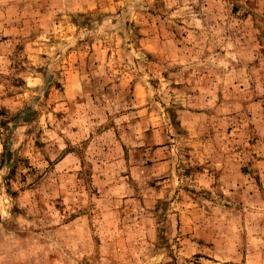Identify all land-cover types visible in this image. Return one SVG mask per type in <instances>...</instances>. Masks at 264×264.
Here are the masks:
<instances>
[{"label":"rangeland","instance_id":"374dc122","mask_svg":"<svg viewBox=\"0 0 264 264\" xmlns=\"http://www.w3.org/2000/svg\"><path fill=\"white\" fill-rule=\"evenodd\" d=\"M113 4L119 5L120 0H104L102 6L96 3L95 7L80 3V0H9L7 7H0V12L3 13L0 24L6 32L0 36V43L12 42L13 47L4 49L3 53L13 60L11 68L14 70L11 76L0 75V86L3 88V93L0 94V143L5 146L4 154L0 156V169L12 166L11 175L5 177L7 193L16 201L17 207L21 208L16 215H27L23 205L29 203L34 192L44 191V185L50 181L53 171L59 173L75 163L71 155L75 152L83 162V171L79 176L85 188L83 198L85 201L90 198L92 204L82 211L70 212L61 207L66 203L61 198L56 206L61 211L68 212L64 229L79 231L87 225L92 230L88 246L93 254L79 264H101L102 257L107 264H125V260L131 257V250L126 251L128 246L124 241L135 231L136 217H129L135 199H139L144 207L152 208L158 221L154 250H167L171 264H180V255L191 250L194 245H198L195 264H199L201 259L218 264L217 256L227 254L228 244L219 240L216 233L207 230L197 220L196 213L200 209L194 208V204L203 206L207 204L208 198L205 193L198 191L204 183V172L194 166L193 161L210 150L219 153L225 163L227 178L238 180L242 185L241 195L229 203L228 209L244 219L250 214L256 216L258 228L264 230V122L253 119L257 114L264 116V56H258L250 63L241 61L238 66H233V71L227 72L198 68L194 64L190 68L172 67L177 60L182 64L198 47L194 48L190 41L193 33L183 21L168 23V18L175 9L170 11L164 0H156L147 11L140 12L138 18L130 17L126 24L130 33L127 44L120 43V38L123 37V33H120L115 43L106 42L103 45V48L110 49L106 55L107 66L98 58L96 42L91 39L77 41L74 47H68L63 52L62 59H56L61 56L60 46L66 44L65 36L71 37L73 29L77 35L86 28L90 30L94 17L105 14ZM201 4L209 6L205 4V0H201ZM45 34L48 38L42 39ZM257 42L264 45V29L256 33L249 32L240 41L245 47H255ZM205 43L207 55L204 59L207 60L213 56V42L209 40ZM53 47L57 48L54 57L50 54ZM228 47L230 44L221 48L219 41L215 44L217 53L222 58L221 62L229 55L225 50ZM261 51L264 52V48ZM131 53L145 57L143 62L135 56L131 59V63L143 65L144 72L139 75L127 69ZM49 66H52L51 86L47 88L45 97L38 100V108H32L28 73L31 70L47 75ZM81 75H87L89 83L85 86L83 101L73 102L75 82ZM241 79L246 80L249 85L248 98L244 100H241L236 87ZM169 85H173L169 89L173 93L171 105L164 104L161 109L159 100L156 104L145 103L146 91L152 88L163 91ZM240 91H243L242 84ZM204 95L210 98L209 102H216L215 127L211 126V120L204 123L205 115H213L204 110L201 103ZM93 101H102L105 105L110 101H119L124 105L120 118L131 117L130 122L125 123L124 131L118 133L128 167L123 175L113 169L112 176L115 180L110 185L105 164L108 155L99 166L90 157L100 145L106 142L116 144V141L110 140L112 123L99 128L89 140L76 127L79 121L73 119L78 112H88ZM241 103L248 118V130L235 139L237 142L243 140L244 143V147L236 149L237 152L246 149L251 154L244 164L229 160L235 152L224 150L223 135L218 136L216 131L220 129L223 133L222 110L229 105L237 107ZM164 110L174 134L161 142V131L157 128V123ZM111 119L115 121V117ZM10 124L14 125V130L10 129ZM25 126L26 139L19 149L12 151L9 145L16 142L19 130ZM197 127L203 134L193 141L191 137L196 134L193 129ZM141 133L144 146L136 148L134 142ZM227 135L231 137V127L227 129ZM176 137L188 140L189 146L184 149L187 168H176L171 162L168 150L172 148V141ZM53 140L56 148L60 147L61 140L68 144L64 152H56L55 162V149L49 143ZM113 150L105 149V152L107 154ZM41 155L49 163V168L43 173L33 167ZM166 168L168 171L158 179L153 178L148 188L139 187L142 183L139 172L157 173ZM24 169L28 170L27 173ZM177 173L185 184L183 188L173 190L171 180ZM225 178L224 173L218 174V181ZM126 185L135 188L136 197L126 198L121 202L119 196ZM110 193L114 199L108 201L106 197ZM37 199L41 208L47 207L43 196ZM151 202H154V207ZM110 205L119 209L120 221L129 222L120 224V230L126 231L123 239L116 238L102 244V235L96 233H100L102 226L107 224ZM188 209L193 211L188 213ZM212 211L221 213L222 209L215 208ZM10 230L15 231L16 226L12 225ZM39 235L36 233L37 237ZM54 235L62 238L64 233L57 231ZM31 236L32 233H26L24 238ZM240 239L241 246L234 260L238 264H264V244L258 243L264 240V231L252 238L244 234ZM58 258L57 254H53L50 264H56Z\"/></svg>","mask_w":264,"mask_h":264},{"label":"clouds","instance_id":"9594fccd","mask_svg":"<svg viewBox=\"0 0 264 264\" xmlns=\"http://www.w3.org/2000/svg\"><path fill=\"white\" fill-rule=\"evenodd\" d=\"M156 0H120L119 5H110L105 14L94 17L93 25L90 30L87 28L85 31L76 34L73 29L71 37L65 36L66 44L61 45V56L56 59L63 58V52L68 47H74L76 42L83 39L95 40L99 59H102L107 66L106 55L110 49L103 48L107 43H115L120 33L123 37L120 38L121 44H127L130 37L129 31L126 29V24L130 17H139L140 12L147 11ZM9 0H0V7H7ZM80 3H88L90 7H95L96 3L101 6L104 0H80ZM166 7L175 12L169 16L168 23H175L183 21L193 33L190 41L193 43V55L184 60L181 64L177 60L172 67L190 68L193 64L198 68L208 69L213 71H233L234 65H239L241 61L250 63L255 61L258 56H264L261 45L256 43L255 47H245L240 43L241 39L245 38L249 32L256 33L264 29V0H205L204 6L201 0H164ZM3 13L0 12V19ZM3 25L0 24V36L5 35ZM48 35L42 39H47ZM213 42V56L209 59H204L207 55V45L205 41ZM223 48L225 45L230 44V47L225 50L229 53L227 59L221 62V56L217 53L215 48L216 42ZM11 41L0 43V75L11 76L14 70L11 68L13 60L9 59L3 50L12 48ZM57 48L53 47L50 50L52 57L55 56ZM141 62L145 57L138 53L129 54V63L127 69L134 74L139 75L144 72L143 65L131 63L132 57ZM115 64L116 61L114 60ZM39 67V65L37 66ZM30 83L28 85L30 107L38 108V100L45 97L47 88L52 83V66H49L47 75L40 74L35 71H29ZM199 75V72H197ZM232 82V81H230ZM89 83L87 75H81L75 82V91L73 102H82L86 92L85 86ZM214 83V82H213ZM243 85V91H240V85ZM173 85H169L163 91L152 88L146 91L145 103L156 104L159 101L161 109L164 104L173 102V93L169 90ZM237 91L241 100L248 98L249 85L246 80L241 79L240 84L236 85ZM3 93V88L0 86V94ZM91 100V96H89ZM207 95L201 99L204 110L206 113H212L209 117L205 115L204 123L207 124L211 120V126L215 127L217 118L215 116L216 102ZM124 105L119 101H110L105 105L102 101L97 103L92 102L88 112H78L73 119L78 120L79 127L85 139H92L101 127H106L112 123L111 141H116L113 145L111 142H106L100 145L96 153L90 159L96 160L98 166L106 155L108 159L105 164L108 168L109 185L115 180L112 176L113 169L123 175L127 170V163L124 160L123 149L120 147L119 132L124 131L126 122H130L131 117L126 116L124 119L120 118L121 109ZM23 116V114H22ZM21 116V118H22ZM221 116L224 118L223 133L220 129H216L218 136L223 135L224 150L226 152H235L234 156H230L229 160L236 161L237 163L244 164L250 157V152L246 149L237 152L236 149L244 147L243 140L237 142V135L248 130V118L244 110L243 104L237 107L231 105L222 110ZM115 117V121H112ZM253 119L257 122H264V116L254 115ZM10 129L14 130V125H9ZM232 128V135H227V129ZM157 128L161 131V142L170 138L174 134V129L170 122L167 121L166 110L161 111ZM27 126L19 130V135L14 144H10L9 148L15 151L20 148L21 144L26 139L25 133ZM169 133L166 135L165 133ZM193 132L196 134L191 139L197 140L203 133L200 129L194 128ZM127 139V136H125ZM55 151L53 152V162H55L56 152H64L68 148V144L61 140L60 147L56 148L55 140L50 141ZM80 143H83L81 141ZM132 146V145H130ZM136 148L143 147V133L134 142ZM189 146L187 138L180 139L176 137L172 141V148L169 151L172 157V164L176 168L184 166L187 168L188 161L184 149ZM105 149H114L106 154ZM5 152V146L0 143V156ZM75 163L69 167L62 169L59 173L53 171L52 177L48 183L44 185L43 192H34L30 198L29 203L23 205L27 210V215L17 216L21 208L17 207V203L13 200L12 196L8 195L6 188L5 177H9L12 173V166L0 169V264H50V257L53 254L58 255L56 264H79L86 257H91L93 252L88 246L90 242V235L92 230L89 226L85 225L79 231L73 229H64V225L68 221V212L61 211V208L56 206V202L61 198L66 200V203L61 207L67 208L70 212H79L92 204L91 199L85 201L83 187L79 176L83 171V162L75 152L71 153ZM214 161V162H210ZM119 162V163H117ZM194 166L204 172V183L198 188V191L205 193L208 198L207 204L201 206L194 204V208L200 209L196 213L197 220L207 230L217 234L218 239L228 244L227 254H220L217 256L218 264H238L234 257L238 253L241 246V236L247 234L252 238L260 230L256 220V216L249 215L244 219L241 215L235 214L228 209L230 202L234 201L237 196L241 195L242 185L238 180L228 179L225 172V163L220 157L219 153L215 150H210L201 154L198 159L193 161ZM33 167L41 173L49 168L48 160L44 159L41 155L39 160ZM27 173V169H24ZM164 169L157 173L139 172L138 176L142 180L139 187L142 189L150 186V181L153 178H160L167 172ZM224 173L226 178L218 181V174ZM254 183V181H253ZM185 181L181 179L177 173L171 180L173 190L176 188H183ZM103 192V189H102ZM43 196L44 202L47 204L46 208L39 206L40 201L37 197ZM247 198V194H244ZM136 197V190L130 185H126L121 192L119 199L122 202L124 199H132ZM114 197L110 193L106 200L111 201ZM154 207V202H151ZM121 206H123L121 204ZM215 208L222 209L221 213H215L212 210ZM193 209H188L187 212L191 213ZM136 217L134 233L124 241L128 246L126 251L131 250V257L125 260V264H171L170 253L165 249H155V242L158 232V221L154 215L152 208L144 207L139 199H135V203L131 205L129 217ZM107 224L102 226V231L96 233L102 235L101 243L107 244L116 238L123 239L126 231L120 230L121 223H128L129 221H120L119 209L109 206L108 216L106 217ZM6 225L8 227H6ZM16 226L15 231H11L10 227ZM57 231L64 233L62 238H57L54 234ZM26 233H32V236L25 239ZM36 233L40 235L37 237ZM264 244V240L258 241ZM198 252V245H194L191 250L182 253L178 258L180 264H195L194 257ZM101 264H107V261L102 257ZM199 264H213L211 260L201 259Z\"/></svg>","mask_w":264,"mask_h":264}]
</instances>
